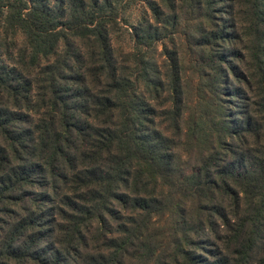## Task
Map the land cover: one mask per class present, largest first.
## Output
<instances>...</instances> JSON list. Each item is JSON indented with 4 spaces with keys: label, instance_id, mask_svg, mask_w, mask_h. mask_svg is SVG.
I'll list each match as a JSON object with an SVG mask.
<instances>
[{
    "label": "trees",
    "instance_id": "trees-1",
    "mask_svg": "<svg viewBox=\"0 0 264 264\" xmlns=\"http://www.w3.org/2000/svg\"><path fill=\"white\" fill-rule=\"evenodd\" d=\"M122 2L0 0V264H264V0Z\"/></svg>",
    "mask_w": 264,
    "mask_h": 264
},
{
    "label": "rangeland",
    "instance_id": "rangeland-1",
    "mask_svg": "<svg viewBox=\"0 0 264 264\" xmlns=\"http://www.w3.org/2000/svg\"><path fill=\"white\" fill-rule=\"evenodd\" d=\"M148 0H123L122 10L120 12L119 19V28L112 36V44L114 48L122 49L124 52H127L131 49V41L129 39V23L135 22L141 13L147 8ZM187 56L184 55L183 63L186 66ZM188 72V70H187Z\"/></svg>",
    "mask_w": 264,
    "mask_h": 264
}]
</instances>
